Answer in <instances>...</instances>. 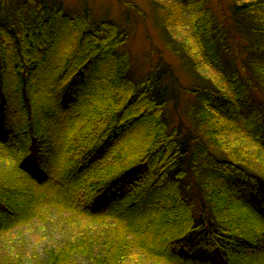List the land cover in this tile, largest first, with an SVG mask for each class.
<instances>
[{"label":"trees","instance_id":"16d2710c","mask_svg":"<svg viewBox=\"0 0 264 264\" xmlns=\"http://www.w3.org/2000/svg\"><path fill=\"white\" fill-rule=\"evenodd\" d=\"M118 1L120 20L0 0V264H26L1 252L14 232L57 220L71 233L41 264H264V0L227 22L164 6L181 107L162 57L133 72L142 10Z\"/></svg>","mask_w":264,"mask_h":264},{"label":"rangeland","instance_id":"374dc122","mask_svg":"<svg viewBox=\"0 0 264 264\" xmlns=\"http://www.w3.org/2000/svg\"><path fill=\"white\" fill-rule=\"evenodd\" d=\"M69 11H76L81 5L87 2L95 18L107 16L108 18L120 20L123 17L125 8L118 0H59ZM137 4L142 13L132 12L131 35L127 47L134 57L133 72L136 75L146 73L153 65H156L162 57L166 68L173 70L172 77L176 79L174 89L178 94L179 107L185 104L192 96L182 91L180 86H190L192 76L184 73L180 67L178 58L170 53L161 38V22L164 19V6L172 3V0H128ZM209 6L224 21H230V4L234 0H208ZM237 39L242 43L240 37ZM238 42V43H239ZM239 43V44H240ZM165 77L170 78L169 73ZM168 80V79H167ZM174 83V80L172 79ZM66 228V223L57 220L45 222H35L30 226H25L7 239L1 247V252L8 255L21 257L26 264H41L50 248L60 245L71 233ZM146 261L141 257H133L130 264H144Z\"/></svg>","mask_w":264,"mask_h":264}]
</instances>
